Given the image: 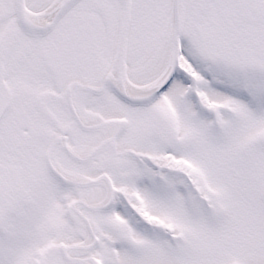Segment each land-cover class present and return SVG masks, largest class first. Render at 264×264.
I'll return each instance as SVG.
<instances>
[{
    "label": "snow or ice",
    "instance_id": "obj_1",
    "mask_svg": "<svg viewBox=\"0 0 264 264\" xmlns=\"http://www.w3.org/2000/svg\"><path fill=\"white\" fill-rule=\"evenodd\" d=\"M0 264H264V0H0Z\"/></svg>",
    "mask_w": 264,
    "mask_h": 264
}]
</instances>
